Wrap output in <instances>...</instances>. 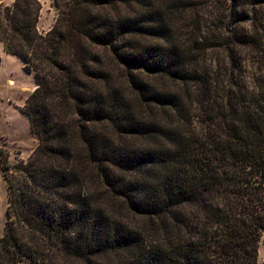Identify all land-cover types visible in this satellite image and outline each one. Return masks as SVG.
I'll use <instances>...</instances> for the list:
<instances>
[{"label": "trees", "instance_id": "trees-1", "mask_svg": "<svg viewBox=\"0 0 264 264\" xmlns=\"http://www.w3.org/2000/svg\"><path fill=\"white\" fill-rule=\"evenodd\" d=\"M54 4L0 2L38 137L0 146V264H259L264 0Z\"/></svg>", "mask_w": 264, "mask_h": 264}, {"label": "rangeland", "instance_id": "rangeland-1", "mask_svg": "<svg viewBox=\"0 0 264 264\" xmlns=\"http://www.w3.org/2000/svg\"><path fill=\"white\" fill-rule=\"evenodd\" d=\"M12 0H0L8 4ZM41 9L38 30L47 31L54 23L58 9L54 0H39ZM0 146L8 154L11 165L27 160L38 143V137L30 127L23 107L35 83L33 73L24 69V62L16 55L6 53L0 43ZM9 205L7 183L0 171V236L4 233ZM258 263L264 264V240L258 247ZM18 264H29L22 260Z\"/></svg>", "mask_w": 264, "mask_h": 264}, {"label": "crops", "instance_id": "crops-1", "mask_svg": "<svg viewBox=\"0 0 264 264\" xmlns=\"http://www.w3.org/2000/svg\"><path fill=\"white\" fill-rule=\"evenodd\" d=\"M2 48H3V45H2ZM0 71H1V68H0Z\"/></svg>", "mask_w": 264, "mask_h": 264}]
</instances>
